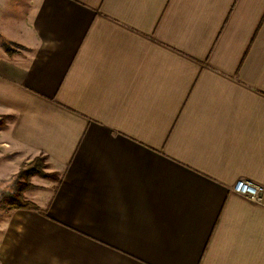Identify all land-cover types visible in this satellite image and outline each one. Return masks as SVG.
Masks as SVG:
<instances>
[{
  "label": "crops",
  "instance_id": "crops-1",
  "mask_svg": "<svg viewBox=\"0 0 264 264\" xmlns=\"http://www.w3.org/2000/svg\"><path fill=\"white\" fill-rule=\"evenodd\" d=\"M0 20V183L37 156L60 176L0 210V264H264V192L232 191L264 188V0H0Z\"/></svg>",
  "mask_w": 264,
  "mask_h": 264
},
{
  "label": "rangeland",
  "instance_id": "rangeland-1",
  "mask_svg": "<svg viewBox=\"0 0 264 264\" xmlns=\"http://www.w3.org/2000/svg\"><path fill=\"white\" fill-rule=\"evenodd\" d=\"M6 1H8V0H6ZM0 21H2V20H0ZM0 123H4V120L0 119ZM37 157L40 158L41 164L43 165V168L41 170L46 174L45 177L37 175L39 177L38 181L40 182V180L42 179L43 184H47V182H48V183H52L54 185V183L59 181L60 176L57 173L50 172V168L47 167V163L43 157H41V156H37ZM32 160H30L29 162H27L25 164H22L19 169H22L23 167H25L26 165L31 163ZM32 177H33V175H32ZM32 177H30L29 179L24 181L23 178L18 176V172H17V175L15 176V178L11 179L10 181L8 180V181H4V182L0 183V210H5L3 208L6 207V205H7L6 201H5V198L7 197L6 194H15L18 191H21V188L25 189L22 192L23 198L25 200L29 201L28 199H26L24 193L28 190L33 189V184L30 182ZM27 185H28V188H25V187H27ZM35 187H37V186H35ZM29 202H31V201H29Z\"/></svg>",
  "mask_w": 264,
  "mask_h": 264
},
{
  "label": "trees",
  "instance_id": "trees-1",
  "mask_svg": "<svg viewBox=\"0 0 264 264\" xmlns=\"http://www.w3.org/2000/svg\"><path fill=\"white\" fill-rule=\"evenodd\" d=\"M4 50L7 53V55L14 54L16 50L12 49L9 44H4ZM3 123H0V125ZM43 168V165L41 164V160L38 157H35L31 163L23 167L22 169H19L18 176L23 178L24 181L32 177V175H38L45 177L46 174L41 170ZM28 188V185L27 187ZM25 189L21 188V191H18L15 194H6V207L3 209L5 210H14V209H37V206L34 204V202H29L25 200L22 196V192Z\"/></svg>",
  "mask_w": 264,
  "mask_h": 264
},
{
  "label": "built area",
  "instance_id": "built-area-1",
  "mask_svg": "<svg viewBox=\"0 0 264 264\" xmlns=\"http://www.w3.org/2000/svg\"><path fill=\"white\" fill-rule=\"evenodd\" d=\"M232 191L239 196L259 204L262 202L264 188L259 184L246 179H238L232 186Z\"/></svg>",
  "mask_w": 264,
  "mask_h": 264
}]
</instances>
